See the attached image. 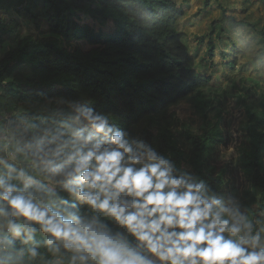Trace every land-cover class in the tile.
<instances>
[{"label": "clouds", "instance_id": "obj_1", "mask_svg": "<svg viewBox=\"0 0 264 264\" xmlns=\"http://www.w3.org/2000/svg\"><path fill=\"white\" fill-rule=\"evenodd\" d=\"M0 264H264V211L83 96L0 106Z\"/></svg>", "mask_w": 264, "mask_h": 264}, {"label": "trees", "instance_id": "obj_2", "mask_svg": "<svg viewBox=\"0 0 264 264\" xmlns=\"http://www.w3.org/2000/svg\"><path fill=\"white\" fill-rule=\"evenodd\" d=\"M208 1V0H207ZM14 9L34 23L40 34L19 35L16 45L0 59V106L16 105L41 94L90 99L100 111L112 113L124 128L139 133L178 165L202 176L219 189L239 196L249 211H264V83L233 77L224 86L200 70L195 54L179 28L185 7L177 0H0V10ZM84 13L95 22L113 23L111 36L81 22ZM235 15L223 9L212 21L209 55L215 54L213 33L220 37ZM19 22L0 17V42L14 36ZM206 35L200 37L203 40ZM85 39L101 47L81 57L62 40ZM29 63L31 73L19 68ZM246 87L244 93L241 89ZM189 97L206 127L202 132L175 130L170 107ZM241 98L246 113L248 143L239 161L223 162L225 141L220 119L231 98ZM216 110L217 119L209 114ZM249 176L243 194L240 168Z\"/></svg>", "mask_w": 264, "mask_h": 264}, {"label": "rangeland", "instance_id": "obj_3", "mask_svg": "<svg viewBox=\"0 0 264 264\" xmlns=\"http://www.w3.org/2000/svg\"><path fill=\"white\" fill-rule=\"evenodd\" d=\"M185 7V14L179 19V28L185 32L184 39L195 54L198 67L201 71L212 75V82L224 86L233 77L242 78L246 84L251 78H257L264 83V0H177ZM228 14L236 16L238 23L226 24V31L219 37L216 32L212 34L216 42L214 56L209 55L208 42L210 38L212 21L222 16L223 9ZM81 22L94 25L102 29L105 36L113 33V23L106 25L93 21L84 13ZM0 17L4 20L16 19L20 29L14 36L0 42V59L13 48L19 35L40 34L33 22L21 17L16 10H0ZM206 35L203 40L200 37ZM61 44L66 49L76 52L81 57L87 58L101 46L91 44L85 39L62 40ZM24 74L31 73V65L26 63L19 68ZM246 87L241 89L243 94ZM5 94V90L0 89ZM223 117L220 125L225 141L222 143V161H239L243 147L248 143L245 121L246 113L241 98L231 97L223 106ZM175 113V130L184 142L182 131L189 128L195 132H202L206 127L203 117L196 111L189 97L179 100L170 107ZM216 110L210 112L211 121L217 119ZM238 174L241 194L249 185V176L242 167Z\"/></svg>", "mask_w": 264, "mask_h": 264}]
</instances>
